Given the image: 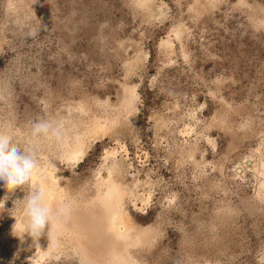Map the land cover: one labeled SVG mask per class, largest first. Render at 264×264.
Returning a JSON list of instances; mask_svg holds the SVG:
<instances>
[{
	"label": "rangeland",
	"instance_id": "374dc122",
	"mask_svg": "<svg viewBox=\"0 0 264 264\" xmlns=\"http://www.w3.org/2000/svg\"><path fill=\"white\" fill-rule=\"evenodd\" d=\"M0 132L38 160L0 264H264V0H0ZM41 181L70 211L21 242Z\"/></svg>",
	"mask_w": 264,
	"mask_h": 264
},
{
	"label": "clouds",
	"instance_id": "9594fccd",
	"mask_svg": "<svg viewBox=\"0 0 264 264\" xmlns=\"http://www.w3.org/2000/svg\"><path fill=\"white\" fill-rule=\"evenodd\" d=\"M38 30H33L30 35L35 36ZM31 137L33 140L41 136L46 139L59 138L61 135L58 126L52 122L40 120L34 122L31 127ZM38 167V160L32 146L21 148L14 142L13 135L0 132V181L5 189V196L0 199V208H4L5 201L16 189H22L31 180ZM24 226L13 233L21 242L25 239V233L31 237L33 242L38 241L44 234L49 224L58 226L61 219H66L70 209L66 205L53 209L47 206L45 192L35 186L31 192L23 198Z\"/></svg>",
	"mask_w": 264,
	"mask_h": 264
},
{
	"label": "bare ground",
	"instance_id": "6f19581e",
	"mask_svg": "<svg viewBox=\"0 0 264 264\" xmlns=\"http://www.w3.org/2000/svg\"><path fill=\"white\" fill-rule=\"evenodd\" d=\"M78 142H80V141H78ZM80 151H79V148L78 149H75V150H73L72 152H71V155H69L67 158H66V160H77L78 159V157L80 156ZM47 183L48 182H45V181H41V187H40V189L41 190H43L44 192H45V201H44V203L45 204H47V205H49V203L51 202V201H53L54 199H55V195L53 196V193H55V192H53V190H52V185L50 184V183H48V185H47ZM55 191V190H54ZM114 191V185H112L111 187H109L108 188V191H106V193H105V198L107 199V198H109V196L112 194V192ZM59 196V195H58ZM116 215V214H115ZM111 219V226H110V229H112V226H114L115 225V222L116 221H114V219H112V218H110ZM117 230V229H116ZM118 232H117V235H120V233H121V235L122 234H125V231L124 232H122V231H120V230H117ZM123 236V235H122ZM123 258V257H122ZM116 259V258H115ZM123 260V259H122ZM121 263H123V264H127L126 262H121Z\"/></svg>",
	"mask_w": 264,
	"mask_h": 264
}]
</instances>
